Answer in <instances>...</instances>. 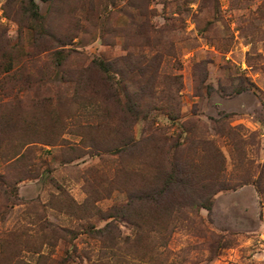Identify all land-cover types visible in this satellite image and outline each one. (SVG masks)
<instances>
[{"label": "rangeland", "instance_id": "1", "mask_svg": "<svg viewBox=\"0 0 264 264\" xmlns=\"http://www.w3.org/2000/svg\"><path fill=\"white\" fill-rule=\"evenodd\" d=\"M33 1L0 0V264H264V0Z\"/></svg>", "mask_w": 264, "mask_h": 264}, {"label": "trees", "instance_id": "2", "mask_svg": "<svg viewBox=\"0 0 264 264\" xmlns=\"http://www.w3.org/2000/svg\"><path fill=\"white\" fill-rule=\"evenodd\" d=\"M30 2H31V4L29 5V11H30V14H31V16L34 18V19H40L41 18V15L39 14V12H38V7H37V5H36V3L33 1V0H30ZM39 25V24H38ZM42 28V27H41ZM41 28H39L40 29V31H41ZM38 33H41V32H38ZM175 184H177L178 186H177V188H181V189H183V190H186V188L188 187V185H187V181H185V180H181V179H179L178 178V180L176 179V182H175ZM193 204V203H192ZM206 208H209V204L208 205H206L205 206ZM53 232V231H52ZM101 238H103V235L102 234H100L99 235ZM105 242V241H104ZM113 243V242H112ZM115 243V245H116V242H114ZM108 245H109V247H110V245H111V243H107V247H108ZM112 246V245H111ZM122 247L119 245V246H117V248L116 249H114V250H112L111 252H112V255L114 256H116V257H123V256H125V255H123V253L125 252V250H120ZM116 251L118 252V253H116ZM120 253H122V254H120Z\"/></svg>", "mask_w": 264, "mask_h": 264}]
</instances>
